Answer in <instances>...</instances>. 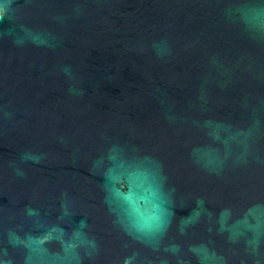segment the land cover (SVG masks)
I'll return each instance as SVG.
<instances>
[{
  "label": "water",
  "instance_id": "water-1",
  "mask_svg": "<svg viewBox=\"0 0 264 264\" xmlns=\"http://www.w3.org/2000/svg\"><path fill=\"white\" fill-rule=\"evenodd\" d=\"M0 264H264V0H0Z\"/></svg>",
  "mask_w": 264,
  "mask_h": 264
},
{
  "label": "clouds",
  "instance_id": "clouds-1",
  "mask_svg": "<svg viewBox=\"0 0 264 264\" xmlns=\"http://www.w3.org/2000/svg\"><path fill=\"white\" fill-rule=\"evenodd\" d=\"M65 71H68V70L65 69ZM29 158H31V157H29ZM33 159H35L36 162H39L38 158H33Z\"/></svg>",
  "mask_w": 264,
  "mask_h": 264
}]
</instances>
